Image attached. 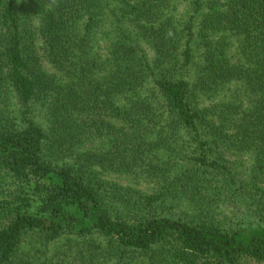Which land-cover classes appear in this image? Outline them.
Segmentation results:
<instances>
[{
  "label": "trees",
  "instance_id": "1",
  "mask_svg": "<svg viewBox=\"0 0 264 264\" xmlns=\"http://www.w3.org/2000/svg\"><path fill=\"white\" fill-rule=\"evenodd\" d=\"M0 264H264V0H0Z\"/></svg>",
  "mask_w": 264,
  "mask_h": 264
},
{
  "label": "rangeland",
  "instance_id": "2",
  "mask_svg": "<svg viewBox=\"0 0 264 264\" xmlns=\"http://www.w3.org/2000/svg\"><path fill=\"white\" fill-rule=\"evenodd\" d=\"M143 188H144V189H148L147 186H146V188L143 186Z\"/></svg>",
  "mask_w": 264,
  "mask_h": 264
}]
</instances>
